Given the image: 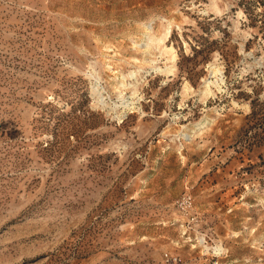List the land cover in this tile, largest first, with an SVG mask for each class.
Instances as JSON below:
<instances>
[{
    "label": "rangeland",
    "instance_id": "rangeland-1",
    "mask_svg": "<svg viewBox=\"0 0 264 264\" xmlns=\"http://www.w3.org/2000/svg\"><path fill=\"white\" fill-rule=\"evenodd\" d=\"M0 264H264V0H0Z\"/></svg>",
    "mask_w": 264,
    "mask_h": 264
},
{
    "label": "bare ground",
    "instance_id": "bare-ground-1",
    "mask_svg": "<svg viewBox=\"0 0 264 264\" xmlns=\"http://www.w3.org/2000/svg\"><path fill=\"white\" fill-rule=\"evenodd\" d=\"M171 34H172L171 25L168 26L165 35L162 38L160 37L161 39L158 40V42L156 41L157 39H155L153 37V35L151 33H149L147 35V42H145V47L147 49H149V50L152 49V48L153 49H155V48L156 49H162L164 54H169V53L173 52V48H170L169 46H167L165 42H166V39H168L171 36ZM158 44H159V46H158ZM150 61L152 63L153 68L156 69V70H160L161 73L162 72L164 73L166 71H167V73H172L173 69L175 68L176 56L172 55V57L170 59V62L172 63V67L168 66L164 70L163 69H158V67H154L155 63H156L155 62L156 61L155 58L151 59ZM151 63H149V64H151ZM156 66H157V64H156ZM208 68L210 69V76H209V78L204 79V81H203L204 83L202 85L203 87H202V90H201V93H200V94H202L205 97L204 99H208V98H210V96H215L216 92H222L223 91V86L225 85V76H224L223 68L218 63H212ZM136 75H137V72H131L130 73V77L131 78L136 77ZM99 82H98V80H96V82L93 84V90H94L93 92L98 96L99 103L102 106L106 107V106H108L107 98L104 96L103 91H101L102 90V88H101L102 86L100 85ZM184 88H185L186 92H189L191 90V87L188 86L187 84H186V87H184ZM192 91H193V89H192ZM136 93H137V91H134L132 93V95H135ZM120 95H121V97H120V102H121L120 105L115 103L112 109L115 110L116 113H118V110H119V108L121 106L124 110L121 113H119L117 116L119 118H122L124 115H126V113L128 114V112L130 113L131 111L136 110L137 106L135 107V102L133 101L135 96H130L128 98H125L124 94H123V91L120 93ZM184 137L191 138V135L189 133H187V134L185 133ZM215 251L220 254L222 251H224V249L222 247H220V246H218V247L216 246Z\"/></svg>",
    "mask_w": 264,
    "mask_h": 264
},
{
    "label": "built area",
    "instance_id": "built-area-1",
    "mask_svg": "<svg viewBox=\"0 0 264 264\" xmlns=\"http://www.w3.org/2000/svg\"><path fill=\"white\" fill-rule=\"evenodd\" d=\"M193 203V197L190 194H185L178 200L177 207L183 213H190L193 209Z\"/></svg>",
    "mask_w": 264,
    "mask_h": 264
}]
</instances>
